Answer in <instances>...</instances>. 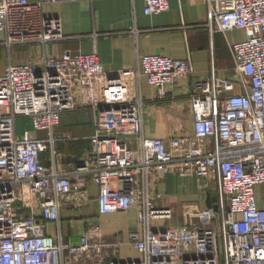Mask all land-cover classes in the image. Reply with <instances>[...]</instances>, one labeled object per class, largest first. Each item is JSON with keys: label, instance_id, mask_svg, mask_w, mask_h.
<instances>
[{"label": "built area", "instance_id": "2783aa9c", "mask_svg": "<svg viewBox=\"0 0 264 264\" xmlns=\"http://www.w3.org/2000/svg\"><path fill=\"white\" fill-rule=\"evenodd\" d=\"M61 1L0 0V45L8 54L0 73V264H264V0H203L211 34L246 33L229 44L242 89L225 93L233 84L215 73L211 58L209 75L188 94L190 130L166 138L143 131L147 99L139 79L164 98L168 84L194 72L187 58L147 53L114 74L95 52L55 55L42 47L26 62L11 61L14 44L44 46L67 37L59 17L45 9ZM143 2L147 14L169 6ZM81 110L94 113L93 132L89 147L68 165L56 143L70 136L57 137L53 129L64 112ZM18 117L31 118L32 129L17 134ZM168 171L214 181L217 209L201 213H211L214 226L204 218L170 224L173 208L159 203L157 190ZM89 183L97 185L98 214L136 209L141 230L129 231L128 241L140 257L117 259L120 237L110 240L95 222L76 242L62 236L61 208L86 206Z\"/></svg>", "mask_w": 264, "mask_h": 264}, {"label": "crops", "instance_id": "0c3cea01", "mask_svg": "<svg viewBox=\"0 0 264 264\" xmlns=\"http://www.w3.org/2000/svg\"><path fill=\"white\" fill-rule=\"evenodd\" d=\"M168 3L166 10L153 14L143 12V0H64L49 3L45 6L46 13L59 17L61 32L67 37L47 42L44 46L28 45V48L25 47V54L17 55L14 60L11 54L10 59L26 62L43 49L48 54L55 55H60L64 50L74 53L95 52L106 72L114 74L118 70L135 66L138 57L147 53L187 58L192 63L194 72L168 84L164 98L153 97L154 88L143 77L139 79L141 94L147 99L143 113V131L146 136L166 138L181 134L191 128L188 94L196 80L209 75L213 62L215 73L233 84L232 89L225 93L241 91L242 86L234 70L229 44L244 39L246 33L241 28H231L225 31L216 29L211 34L206 26L207 11L203 0H168ZM132 28H136L138 32H133ZM6 59L8 61V54ZM81 111L88 116L86 119L76 118L75 121L72 120L74 117L70 118L73 123L80 125L72 126L71 129H76L80 134L55 131L58 125L53 129V134L57 137L70 136L69 139L56 143L57 151L62 146L59 152L63 154V161L65 156L80 158L89 147L88 137L93 132L94 113L91 110ZM38 134L47 136L45 132ZM83 141H87V145ZM133 145L132 138L127 146ZM48 156L49 153H46L43 158L46 164L49 163ZM258 187H261V195L263 187L258 185L256 188ZM157 190L161 194L159 203L173 208L175 220L171 221V225L185 221L197 222L202 218L206 220L207 227L215 225L216 219L211 213H206L205 217L201 214L202 210L214 209L211 198L215 196L214 181L195 174L183 177L168 171L157 179ZM96 196L97 185L89 183L86 206L75 210L66 202L60 211L62 236L65 240L76 242L84 229L95 222L99 225L100 234L110 240L120 237L117 259L135 260L140 257L139 251L128 241L129 231L141 230L136 209L98 214ZM157 223L161 224L163 221L154 222L155 225ZM49 230L53 232L52 225H49Z\"/></svg>", "mask_w": 264, "mask_h": 264}, {"label": "rangeland", "instance_id": "374dc122", "mask_svg": "<svg viewBox=\"0 0 264 264\" xmlns=\"http://www.w3.org/2000/svg\"><path fill=\"white\" fill-rule=\"evenodd\" d=\"M27 46L25 45H20V44H14L12 46V58L13 60L16 58L17 55H22L26 53V48ZM28 48V47H27ZM7 54H6V50L4 48L3 45H0V73L1 71L4 69V65L6 64V59ZM78 112V113H76ZM72 114V115H71ZM71 115V116H70ZM62 121L60 120L58 126L56 127L55 131H60V132H64L67 131L69 134H80L79 131L78 133L76 132V129H71L72 126H80L79 124H75L73 123L70 118L74 117L72 120L77 121L76 118L79 119H86L88 116H86V114H84V111H75V112H64L62 115ZM78 119V120H79ZM73 123V124H72ZM31 118H27V117H18L17 121H16V132L17 134H22L24 130H30L32 129L31 127ZM68 128V129H67ZM43 134V133H41ZM44 135V134H43ZM83 143H85L87 145V141H83ZM69 146V145H67ZM62 149V146L59 147V151ZM67 150V149H66ZM63 155V154H62ZM78 158H72V157H66L64 159V163L70 165L72 161L76 160ZM210 183V182H209ZM208 183V185L210 186V184ZM261 187L257 188V192L256 195L259 198V193H260ZM175 219H172V221L174 222ZM164 224L161 223V225Z\"/></svg>", "mask_w": 264, "mask_h": 264}, {"label": "water", "instance_id": "95a60500", "mask_svg": "<svg viewBox=\"0 0 264 264\" xmlns=\"http://www.w3.org/2000/svg\"><path fill=\"white\" fill-rule=\"evenodd\" d=\"M211 198L213 201V208L216 210L217 209V203H216L217 198L215 196H212Z\"/></svg>", "mask_w": 264, "mask_h": 264}]
</instances>
